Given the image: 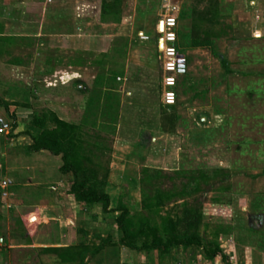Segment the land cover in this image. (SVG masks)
<instances>
[{
  "label": "crops",
  "instance_id": "0c3cea01",
  "mask_svg": "<svg viewBox=\"0 0 264 264\" xmlns=\"http://www.w3.org/2000/svg\"><path fill=\"white\" fill-rule=\"evenodd\" d=\"M168 1L177 7L178 25L182 30L180 35L182 33L188 35L185 52L180 53L183 55L184 67L180 68L179 73L178 102H184L178 107L183 108L184 105L189 107V113H175L176 123L180 124H175L171 130L154 132L156 137H153V140L160 136L169 138L170 135L178 134L180 130L178 128H185L186 123L190 122L193 125L189 126L185 135L199 139L197 143L199 141L202 143L203 139H208L212 135L223 134L225 123L222 121L221 124L215 125V129L209 128L207 122L211 120L212 113H194L192 111L195 109L191 106L202 102L210 105L211 108L215 105L220 111L215 113L219 120H223L226 115L223 112L222 97L210 95L207 98L205 93H197L196 85L202 83L203 79L196 74H198L197 70L208 61L218 62L225 72L220 59L213 52L225 54L226 39L220 35L212 37V50L192 47L190 44L193 24L191 9L194 0ZM225 1L227 5L224 4ZM165 2L166 0H124L121 20L114 23L100 21V0H0V179L9 178L13 181L7 189V194L0 191V223H2L0 224V246L6 240L10 241L14 238L13 235L16 232L19 245L23 242V244L34 243V246L40 250L50 248L58 243V240L63 244L64 237L70 240L73 237L72 234L79 230L86 235L106 237V231L92 229V223L100 217V212L94 211L88 218L85 215L90 208L83 206L79 209V214L82 216L78 218L73 207L76 199L69 193L70 181L63 174L53 178H41L43 176L40 174L46 164L44 160L50 153L29 149L32 143L31 135L34 134V131L29 128V123L34 114L43 109H52L60 117L64 114L69 117V114L74 112L61 109L57 103V101L65 102L63 100L65 98L67 102L72 101V105L76 107L74 110H77L74 115L78 117L75 121L65 120L73 124L81 122L91 88L90 84H77L73 77L61 83L54 81L62 74L58 75L59 62L55 65L52 59L53 52L56 50L74 47L82 52L89 50L92 38H130L132 46L130 55L140 59L135 67H145L156 72L160 80L158 24L164 14ZM219 10L220 21L225 16L234 17L238 36L242 40L264 37V0H219ZM139 43L147 44L148 49L142 52L135 50V52L134 49L140 47ZM206 69H209V66L204 64V71ZM61 73L74 74L72 71ZM123 81L125 82L118 90L119 95L121 91H124V86L128 85L126 80ZM66 88L72 92L67 97H63L66 94L61 91ZM48 92L50 97H47ZM199 95L201 98L197 97ZM26 137L31 141L28 146L16 145L19 138ZM254 179L257 184L261 182L262 177L257 175ZM64 182L67 187L65 196L61 197L59 185L65 186ZM113 185L109 179L106 191L111 198V208L113 198L109 188ZM228 193L225 198L216 196L213 200L214 206L217 205V208L226 210L229 222L225 230L217 229L211 245L221 250L227 257L228 264H264V190ZM62 198L65 201L66 198H70V201L74 202L71 204L72 209L65 206ZM97 206H100L102 212L101 205L96 204L93 207ZM12 216L18 219L22 230L14 232V229L10 228ZM114 227L116 228V224ZM12 232H14L13 235ZM116 234L118 238L117 231ZM112 237L114 238L115 235ZM11 246L13 245H8V247ZM189 248L180 247L179 254L183 257L190 255ZM200 248L205 264H225L220 254L213 259H207L203 248ZM119 249L132 251L126 246H120ZM138 253H144L146 256L148 254ZM191 261L197 263L196 257H191Z\"/></svg>",
  "mask_w": 264,
  "mask_h": 264
},
{
  "label": "rangeland",
  "instance_id": "374dc122",
  "mask_svg": "<svg viewBox=\"0 0 264 264\" xmlns=\"http://www.w3.org/2000/svg\"><path fill=\"white\" fill-rule=\"evenodd\" d=\"M174 2L176 3V1ZM204 5V3L201 4L200 8ZM191 21L193 22V19ZM207 25H202V29L208 30L209 35H220L226 39V52L223 55L227 58L232 72H224L218 62L210 63L208 61L204 64L208 65L209 69L204 71L203 64L200 67L202 69L197 70L196 76L202 78L203 82L196 85L195 90L198 94L205 93L207 98L210 95L222 97L224 99L223 112L226 116L223 120H219L215 114L220 112L219 108L215 105L211 108L210 105H205L203 102L194 104L191 108L195 109L192 111L194 113H212L211 120L207 122L209 128L215 129V125H219L223 121L225 123L223 134L212 135L213 137L203 139L202 143L201 141L197 143L199 139L185 135V131L189 129L190 125H193L189 122L186 123L185 128H178L180 129L178 134L170 135L169 138L160 136L153 140V137H156L154 131L144 128L139 130L135 138H130L128 129L112 118L114 113L105 111L106 109L101 106L97 111L88 114L87 126L78 129L76 137L71 139L75 146L71 161L82 169L94 170L98 179L104 181L110 179L113 182L114 185L109 188L113 198L112 208L117 207L122 201L127 205L130 218L135 223L139 217H147L153 224L166 230V222L173 221L178 223L180 231L189 233L194 232V229L182 222L183 217L187 215L185 209L199 210L203 219L197 232L205 244L211 243L217 229L225 230L226 224L229 222L226 210L217 208V205L214 206L213 200L216 196L225 198L226 194H229L228 192L264 190V37L242 40L238 36L234 17L230 16L222 17L218 24ZM180 32L182 30L178 25L177 47L180 53H184L188 35L186 33L180 35ZM138 45L140 47L134 51H146L149 47L143 43ZM131 50L130 38L118 37L92 38L91 48L85 52L76 47L56 50L53 52L52 62L55 65L59 62L58 75H62L54 81L61 83L73 77L77 84H90V87L93 88V81L98 73L132 72L140 59L131 56ZM62 71H72L74 74L66 75L61 73ZM123 82L125 81H118L116 84L117 94H119L118 90ZM215 83L217 84L213 86ZM61 92L66 94L63 97H67L72 91L66 88ZM46 94L48 96H44L50 97L49 92ZM201 95L197 97L201 98ZM119 98L121 101L120 110L126 112L129 118L132 116V111L130 107L126 108L125 104L130 106L134 101L146 105L152 103V99L143 87L129 85V83L124 86V91H121ZM63 100L65 102L57 101L58 106L74 113L69 114V117L64 114L62 118L70 121L77 120L78 117L74 115L77 110H74L76 107L72 105V101L68 100L67 102L66 98ZM183 102H178L176 106L178 107L179 104L181 106ZM177 107L171 112L189 113V107L185 105L183 108ZM30 140L32 141V139ZM30 140L27 137L19 138L16 145L26 147L31 143ZM46 156L48 158L44 160L46 164L40 174L43 176L41 178H53L61 175L57 168L61 163L60 158L51 154ZM43 157L45 159V156ZM205 166L209 168L220 166V172L217 176H212L214 174L211 173L212 175L205 181L201 179L200 185L194 190L190 186L184 189L185 183L189 181L190 177H194L190 172L205 169L202 168ZM144 167H155L162 171L158 174L148 175L142 171ZM179 169L186 172L176 173L175 170ZM257 175H261L262 179L256 184L254 178ZM195 177L198 178L201 175L197 172ZM64 184L65 186L59 185L61 197L65 196L64 192L67 186L65 182ZM54 185L56 184L54 183ZM62 202H65V206L69 208L74 203L70 201V198H66V201L62 198ZM76 202L73 207L80 219L82 215L79 214V209L83 208V204ZM97 207L90 208V211L85 215L89 218L94 211L100 212V217L92 223V229L106 231V237L116 239L117 228L113 223H115L117 212L103 213L100 206ZM17 220L14 216L11 217L10 228L14 229V232L22 230V226ZM0 224L2 225V223ZM77 225L78 223L75 226L77 227ZM16 234L17 232L14 233V238L10 241L6 240L5 245L0 246V264H81L77 254L85 247L90 250L94 249L98 245L100 237L86 235L79 230L72 234L73 237L70 240L64 237L63 244L58 240V243L50 248L40 250L34 246V243L23 244V242L19 245ZM8 245L13 246L8 247ZM179 248H173L168 255L153 252L147 256L144 253L119 249L118 262H115L110 256L104 262L105 264L206 263L200 247L189 248L190 255L184 257L179 254ZM193 256L196 257L197 263H192L191 257ZM97 258L99 255L94 257H91L89 253L84 255V261L87 264H99L96 263Z\"/></svg>",
  "mask_w": 264,
  "mask_h": 264
},
{
  "label": "trees",
  "instance_id": "16d2710c",
  "mask_svg": "<svg viewBox=\"0 0 264 264\" xmlns=\"http://www.w3.org/2000/svg\"><path fill=\"white\" fill-rule=\"evenodd\" d=\"M203 3L205 4L204 7L200 8ZM123 6L124 0H100V21L120 22ZM192 19L191 46L212 50V37L214 36L209 35L208 30H203L202 25L210 24L212 26L220 22L219 0H194ZM213 53L220 59L225 71L228 73L232 72L227 58L223 54ZM123 80L132 85H140L152 99L150 105L141 104L137 101L131 102L130 106L125 104L126 108H131L132 116L130 118L126 112L120 110L121 101L119 94H117L118 87L116 84L118 81ZM101 106L106 109L105 111L114 113L112 118L115 122L128 129L130 138H135L141 128L154 132L166 131L173 129L176 124L175 113L171 112L175 106H165L160 101L159 75L145 67H134V70L128 73L124 71L98 73L94 78L93 88L89 89L84 117L79 124L68 122L52 109H43L41 112L34 114L29 123V128L34 131V134L31 135L32 143L29 149L32 151L44 150L60 158L61 163L58 169L70 181L69 193L74 196L78 203L83 204L86 208H92L94 205L99 204L103 213L117 212L114 221L118 239L99 237V243L94 249L90 250L85 247L83 251L77 254L80 257V263L87 264L84 261V255L87 253L91 257L99 255L96 262L99 264H105L104 261L109 256L115 262H118L120 246H126L134 252H146L148 254L157 252L161 255L168 254L175 247L186 249L197 246L203 248L207 259H213L220 254L223 262L228 264L227 257L221 250L211 245V243L205 244L197 232L203 219L200 215L201 211L185 209L187 215L183 217L182 222L194 229L192 233L180 231L178 223L173 221L166 222V230L153 224L147 217H139L135 223L131 220L130 211L124 202H119L115 208L110 207L111 198L106 191L107 181L98 179L94 170L82 169L71 161L75 149L71 139L76 137L78 129L87 126L88 114L92 111H97ZM142 171L152 175L158 174L162 169L144 167ZM175 171L176 173L186 172L183 169ZM197 172L201 177H195ZM219 172L220 169L216 167L191 171V176L194 175V177H190L189 181L185 183L184 189L190 186L194 190L200 185L201 179L205 181L210 175L214 174L212 176H217Z\"/></svg>",
  "mask_w": 264,
  "mask_h": 264
},
{
  "label": "built area",
  "instance_id": "2783aa9c",
  "mask_svg": "<svg viewBox=\"0 0 264 264\" xmlns=\"http://www.w3.org/2000/svg\"><path fill=\"white\" fill-rule=\"evenodd\" d=\"M177 7L166 0L164 14L158 24L161 44L158 46V62L160 73V99L165 106H176L178 103V83L180 73V51L178 42ZM162 26V27H161ZM13 184L9 178L0 179V191L7 194Z\"/></svg>",
  "mask_w": 264,
  "mask_h": 264
},
{
  "label": "water",
  "instance_id": "95a60500",
  "mask_svg": "<svg viewBox=\"0 0 264 264\" xmlns=\"http://www.w3.org/2000/svg\"><path fill=\"white\" fill-rule=\"evenodd\" d=\"M159 45L161 44V39H159ZM180 57H181V63H180V68L182 69V67H183V64H184V60H183V55H180Z\"/></svg>",
  "mask_w": 264,
  "mask_h": 264
},
{
  "label": "bare ground",
  "instance_id": "6f19581e",
  "mask_svg": "<svg viewBox=\"0 0 264 264\" xmlns=\"http://www.w3.org/2000/svg\"><path fill=\"white\" fill-rule=\"evenodd\" d=\"M162 27V26H161Z\"/></svg>",
  "mask_w": 264,
  "mask_h": 264
}]
</instances>
